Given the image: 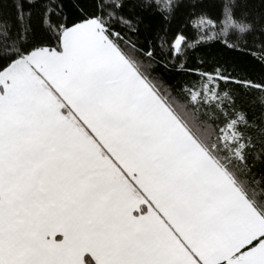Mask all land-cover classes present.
Here are the masks:
<instances>
[{
	"label": "snow or ice",
	"instance_id": "6c2138e0",
	"mask_svg": "<svg viewBox=\"0 0 264 264\" xmlns=\"http://www.w3.org/2000/svg\"><path fill=\"white\" fill-rule=\"evenodd\" d=\"M4 3L0 264H264V79L198 55L264 0Z\"/></svg>",
	"mask_w": 264,
	"mask_h": 264
},
{
	"label": "trees",
	"instance_id": "16d2710c",
	"mask_svg": "<svg viewBox=\"0 0 264 264\" xmlns=\"http://www.w3.org/2000/svg\"><path fill=\"white\" fill-rule=\"evenodd\" d=\"M24 10L25 13L28 11L32 12V23L35 25L38 22L39 8L25 2ZM2 11L6 17L14 18L16 12L13 6V0H5ZM217 12L219 13L218 8ZM184 31L188 40L191 41L196 29L189 24L185 27ZM156 51L158 55L161 54L159 47H157ZM198 55L205 60L203 65L205 69H210L215 67L216 64H219L222 67H227L228 71L232 72L233 76L247 77L256 82L264 79V37H262L259 32L253 34L247 40L240 41L237 50H229L221 47L219 44H213L210 47L201 48ZM165 59H169V57L165 56ZM176 63L179 65V61H176ZM192 63L193 61L190 60L189 65ZM157 71L163 72L164 70L157 69ZM165 75L170 81L185 78L177 77L174 73H166ZM221 87L223 88L226 86L221 85ZM227 87L231 86L229 85ZM261 95H264V93L254 91L251 93V98L258 99ZM260 111L257 105L255 109L256 115H259ZM252 115L253 113L250 111V119Z\"/></svg>",
	"mask_w": 264,
	"mask_h": 264
}]
</instances>
